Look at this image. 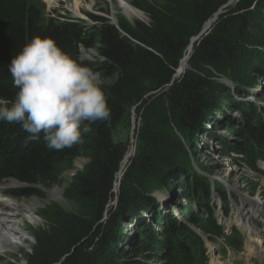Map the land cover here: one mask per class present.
<instances>
[{"label":"trees","instance_id":"16d2710c","mask_svg":"<svg viewBox=\"0 0 264 264\" xmlns=\"http://www.w3.org/2000/svg\"><path fill=\"white\" fill-rule=\"evenodd\" d=\"M134 5L151 19V24L144 25L141 29L145 38L136 37L142 45H133L126 36H122L120 30L131 33L121 24L115 27L108 20L90 16L101 21V25L96 28L95 40L105 58L104 77L111 78V81L99 86L107 98L110 121L92 124L85 122L90 131L82 134V142L63 151L50 150L43 139V133L38 140H30L29 134L20 124L0 121V181L14 178L26 185L14 188L12 194L29 196L36 192V186L52 185L60 173L70 169L75 157L84 156L88 163L78 173L72 192L79 200L92 203L97 213L96 220H100L95 227L86 224L83 233L76 235L70 229L65 215L59 214V227L53 228L49 234L36 236L34 246L25 256V264H126L121 261L119 263L118 260L126 252L121 250L126 242L131 243L130 250L163 249L164 252L157 256L162 264H203L205 249L201 238L175 215L174 219L169 217L161 222L162 227L141 224L142 231L140 230L139 235L127 241L121 222L127 217L132 205L143 199L147 200L144 205L148 208L147 211L152 212L154 207L158 210L159 206L161 208L154 197L144 195L135 188L138 184L135 173L146 172L152 166L153 156L148 154L155 148L153 144L148 146L151 150L138 155L137 161H133L125 170L116 206L110 207L107 218L102 220L115 182L114 172L123 156V147L113 140L112 130L124 119L130 95L139 92L141 88L161 89L166 86L169 93L166 96L165 110L192 130H196L203 114L207 115L215 107L213 102L205 101L199 93L198 82L196 87L192 85L195 89L191 91L187 90L189 82L185 78L173 82L178 62L194 33L190 26L200 21L203 11H198L197 4L190 0H167L163 5L147 2ZM42 12L43 8L38 0H0V96L4 98L14 100L18 91L12 85L9 71L11 60L35 36L53 38L62 51L83 65L79 58V47L91 46L84 38L86 29L79 22L70 19H44ZM249 14V11H243L236 15L238 19L234 22V27L238 32L244 29L246 20L250 18ZM221 46L220 41L213 36L203 35L197 48L207 59L213 61L220 56ZM247 67L251 73L260 75L264 80V67L260 69L253 63ZM179 86L182 89H179L181 91L177 95L176 89ZM237 108L242 115V124L238 122L234 125L230 121L226 129L237 136L238 141L225 142L224 149L241 153L242 161L249 169L264 177L256 166L258 160L264 162V118L255 114L253 105ZM199 111L204 113L200 114ZM177 171L185 179L181 196L193 202L197 210L193 215L187 213L183 206L176 208L178 213L192 224L199 217L196 227L211 237L223 235L214 219L209 196L211 186L207 178L197 173L190 176L184 168H174V172ZM221 197L226 204L227 197L223 193ZM156 211L153 212L154 215L158 213ZM157 232L163 236L157 237ZM229 241L233 242L232 239ZM152 257L151 255L132 263L149 264Z\"/></svg>","mask_w":264,"mask_h":264},{"label":"rangeland","instance_id":"374dc122","mask_svg":"<svg viewBox=\"0 0 264 264\" xmlns=\"http://www.w3.org/2000/svg\"><path fill=\"white\" fill-rule=\"evenodd\" d=\"M125 1L139 10L142 17L129 18L124 15L118 0H86L85 4L90 6L89 11L86 12V19H81L65 10L67 5L72 3L70 0L60 1L54 5H50L44 0H38L43 8L44 19L51 17L61 21L70 19L79 22L86 29L84 38L86 43H90L91 46L87 48L80 46L79 58L84 66L90 67L98 74L100 78L99 85L111 81V78L104 77L105 58L99 51L98 41L95 40L96 28L101 25V21L98 22L90 16L93 15L108 20L115 27L121 24L131 33L128 34L120 30L122 36H126L133 45H142L136 37L145 38L141 29L144 25L151 24V19L134 3L147 2L163 5L167 0ZM190 1L197 4L198 11H203L200 21L190 26L194 30L190 39L193 37L198 39L194 41L191 55H188L183 70L176 73L183 57L179 60L178 67L174 72L178 76L173 82L185 78L189 82L188 91H191L198 82L199 93L203 95L205 101L213 102L215 107L207 112V115L204 113L205 110L204 112L199 111L200 114L204 113L205 115L203 114L199 119L196 130H192L168 110H165L166 96L169 93L166 86L161 89L141 88L139 92L130 95L124 119L112 130L113 140L123 147V156L120 162L128 148H132H130L131 155L122 172L121 182L125 179V170L127 171L129 165L133 161H137L138 155L146 153L153 144L155 148L148 154L153 156L152 166L146 172L137 171L135 173L138 178V184L135 188L144 195L154 197L156 202L161 204V208L159 206L158 210L154 207L152 212L147 211L148 208L144 207L147 200L143 201V199L137 201L136 205H132L127 217L125 216L121 222L127 241L139 235L141 224L145 223L149 227H157L158 225L162 227L161 222L169 217L174 219V212H178L177 207L184 206L187 213L195 215L193 202L185 201L181 196L185 179L180 176L179 171L174 172V168H184L186 172L190 173V176L197 173L207 178L211 186L209 187V196L211 197L214 193L217 195L216 200L213 199V196L211 198L216 206V218L223 217L222 193L227 199L229 197L235 199L238 202L237 205L243 201L249 204L253 203L263 208L258 210V212L260 211L259 214L262 215V212H264V177L249 169L247 164L241 158H238L241 157V153L224 149L225 142L238 141V137L226 129L230 121L234 125H237L238 122L242 124L240 119L242 115L237 107L244 105L247 108L249 105H253L255 114L264 118V80L260 75L251 73V70L247 67L252 63L260 69L264 67V0H237L233 5H229L230 0ZM216 11L219 12L218 20L209 29L204 30L203 33L205 36H213L222 45L220 56L212 61L209 58L207 59L197 47L203 38V35L200 38L198 36L202 30V25ZM243 11H249L250 18L246 20L244 29L238 32L234 27V22L238 19L236 15H240ZM192 85L194 86L192 87ZM237 86L240 90H233V87ZM179 89L182 88L179 86L176 89L177 95L181 91ZM237 103H239V106L236 107ZM87 163L88 159L84 156L75 157L71 161L70 169L60 173L55 183L46 187L36 186L34 187L36 192L29 196L11 193L14 188L26 187L18 180L13 178L0 181V184L14 181V185L9 188L6 196L12 203L15 199L20 200L22 205H25V200L36 201L41 208L39 211L40 217L38 216L41 224H33L31 215L25 213L28 220H30L31 230H25L27 237L25 241L21 238L17 239L19 246L7 251L0 257V264H25V256L29 254L34 246L36 236L49 234L53 228L59 227V214L65 215L70 229L76 235L83 233L82 230L86 224L95 227L100 220H96L97 213L93 204L79 200L72 192V185L78 173L83 170ZM118 167L114 172L116 174L114 175L115 181ZM259 168H263L260 162ZM121 187L119 186L117 192ZM53 188L61 190L62 196L60 199L53 198L49 194ZM110 193L111 197L105 205L102 220L107 218L110 207L113 208V205L116 206L117 203L110 205V202H113L114 199L112 190ZM118 199L119 194L117 201ZM233 199L232 205L236 206ZM174 203L177 205L174 206ZM154 211L158 213L154 215ZM179 217L183 221L186 220L180 214ZM197 219L193 224L189 223L192 228H197L196 224L199 223ZM156 235L159 238L163 236L160 232H157ZM128 243L126 242L121 246V250L126 252L123 258L118 259L119 263L121 261V263L133 264L132 262L135 260H144V258L152 255L149 264H162L157 256L164 252L163 249L157 251L144 248L130 250L131 243ZM210 252L211 250H209L208 256L211 259ZM235 261L238 262L239 260ZM54 264H59V262ZM251 264L259 263L254 261Z\"/></svg>","mask_w":264,"mask_h":264},{"label":"clouds","instance_id":"9594fccd","mask_svg":"<svg viewBox=\"0 0 264 264\" xmlns=\"http://www.w3.org/2000/svg\"><path fill=\"white\" fill-rule=\"evenodd\" d=\"M15 99L0 96V121L20 124L30 140L43 133L50 150L82 142L85 125L108 122L111 112L99 76L62 51L51 37L35 36L9 66Z\"/></svg>","mask_w":264,"mask_h":264},{"label":"bare ground","instance_id":"6f19581e","mask_svg":"<svg viewBox=\"0 0 264 264\" xmlns=\"http://www.w3.org/2000/svg\"><path fill=\"white\" fill-rule=\"evenodd\" d=\"M44 1L48 2L50 5H54L64 0H44ZM65 1H68V0H65ZM70 1H72V3L67 5L65 10L66 11L68 10L74 16H77L81 19H86V12L89 11L90 9V6L89 5L87 6V4H85L86 0H70ZM236 1L237 0H230L229 5H233ZM118 2L122 10V13L126 15L127 17L129 18H141L142 17V13L136 8H134L127 1L118 0ZM218 15H219L218 11L213 13L211 18H209L207 21L204 22V24L202 25V28L204 30L209 29L212 26V24L215 23L216 20H218V17H219ZM193 44H194V39L192 42H189V44L185 48L182 61L176 73L183 70L186 60L189 57L188 55L192 52ZM238 87L239 86L233 87V90L235 89L240 90ZM130 148L131 147H129L128 150L125 152V156L123 157L122 161L119 164V167L117 170L116 181L114 182L113 189H112V193H114V196L115 194H118L117 189H119V186L121 183V179L123 175L122 172L125 168L128 158L131 155ZM13 185H14V181L13 182L9 181L7 183L0 184V257L7 251L19 246L17 239L21 238L23 241L26 240L27 237L25 234V230L26 229L31 230L30 228L31 225H30V220H28L27 215L25 213L31 215V220L33 224L34 223L41 224L40 218H38V216L40 215L39 211L41 210L38 202L25 200L24 201L25 205H22L21 201L18 199H15L14 203H12L6 198L9 188H12ZM49 194L51 195V197L57 198V199H60V197L62 196L61 190L59 188H53L49 192ZM216 197L217 195L214 193L213 199L216 200ZM236 206H238L237 207L238 211L241 210V213L239 214L243 215L244 217L243 220H241L239 218V215L236 216L237 218L236 222L240 224L241 228H243L242 232L244 236L247 237L253 233V228L251 226H246V223H249V222L251 223V220L254 217L261 216V214H259L260 211L258 212V210L263 209V208H261L259 205H255L253 203L249 204L244 201L239 205L236 204ZM246 218L248 220H246ZM209 243L211 242L209 241L207 246L209 245ZM261 243L264 244V233L260 237L259 236L251 237V238L249 237L247 239L245 249H244V251L246 252L243 254L246 264L250 263L251 258L254 257L251 255L252 254L254 255V253H256L257 251L264 254V247H261ZM208 248H210L211 250L210 255H212L211 256L212 264H226L224 261H221L219 259V256L217 254L218 248L216 247L215 244L209 245Z\"/></svg>","mask_w":264,"mask_h":264},{"label":"water","instance_id":"95a60500","mask_svg":"<svg viewBox=\"0 0 264 264\" xmlns=\"http://www.w3.org/2000/svg\"><path fill=\"white\" fill-rule=\"evenodd\" d=\"M203 33H204V29L202 28V30L200 31V33H199V38H200V36L202 37V35H203ZM193 39H194V41H196L198 38L197 37H194V38H192V39H190V41L189 42H192L193 41ZM189 44V43H188ZM182 61V60H181ZM181 63V62H180ZM180 66V65H179ZM174 76H173V80L178 76L176 73L175 74H173ZM119 194V193H118ZM118 194H115V196H114V199H113V204H115L116 202H117V197H118ZM110 205H111V202H110Z\"/></svg>","mask_w":264,"mask_h":264}]
</instances>
